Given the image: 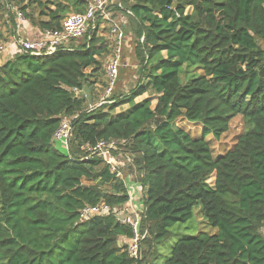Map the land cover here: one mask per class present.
<instances>
[{
	"label": "trees",
	"instance_id": "16d2710c",
	"mask_svg": "<svg viewBox=\"0 0 264 264\" xmlns=\"http://www.w3.org/2000/svg\"><path fill=\"white\" fill-rule=\"evenodd\" d=\"M86 4L0 0V42L16 14L58 31ZM119 4L136 66L127 95L95 107L96 58L106 49L96 29L68 49L0 65V264H155L157 245L196 204L216 234L178 240L162 264H264V0ZM236 117L242 133L214 155L209 138L219 141ZM63 119L71 132L59 152L53 136ZM178 121L200 126V136ZM99 142L133 159L143 187L139 259L128 257L121 240L131 231L113 213L81 218L85 207L128 202L105 159L83 150Z\"/></svg>",
	"mask_w": 264,
	"mask_h": 264
},
{
	"label": "built area",
	"instance_id": "2783aa9c",
	"mask_svg": "<svg viewBox=\"0 0 264 264\" xmlns=\"http://www.w3.org/2000/svg\"><path fill=\"white\" fill-rule=\"evenodd\" d=\"M110 0H87L86 8L82 14H68L58 31H44L43 37L40 40H24L16 38L13 40V44L19 48L20 52L33 57H44L54 54L59 48H64L71 42H74L82 38L88 31L95 30L98 33L105 27L107 28L106 36L111 45L112 52L107 60L105 66L106 86L103 91L100 103L95 107H99L104 104V99L109 97L115 88L116 82L119 76V70L122 66V50L124 40L126 37L124 27L117 20H111V12L108 7ZM97 18H101L103 24L96 27L95 21ZM18 21L24 20L21 15L16 14ZM6 49L4 45L0 44V54ZM75 94H79L74 90ZM70 119H63L58 130L53 136L55 144L61 145L63 150L67 149V142L71 132ZM83 150L88 154V158L91 156L103 157L110 168L111 173L120 179L124 186L125 179L121 173V169L124 164L132 162V158L118 152L113 154L112 151L117 150V146L114 142H99L95 146H84ZM119 155V156H118ZM127 190V187H126ZM143 194V187H141ZM141 194V195H142ZM128 202L124 205L110 209L104 204H99L94 207H85L81 210L80 215L82 220H87L93 216H107L113 213V217L120 224L128 227L131 231V237L128 240L127 255L132 259L140 258V244L144 239V234L141 232V214L142 205L134 203L135 198L132 191L129 193L127 190ZM142 200V196L140 198Z\"/></svg>",
	"mask_w": 264,
	"mask_h": 264
},
{
	"label": "rangeland",
	"instance_id": "374dc122",
	"mask_svg": "<svg viewBox=\"0 0 264 264\" xmlns=\"http://www.w3.org/2000/svg\"><path fill=\"white\" fill-rule=\"evenodd\" d=\"M109 9L110 7H108V10ZM111 20L116 21L115 15L111 16ZM22 21L24 20L18 21L16 19V25L20 24V22ZM102 24L103 23L101 21L100 26ZM90 31L88 29L87 33H89ZM85 36L86 35H84L82 38L75 41L73 44H79L80 42L84 40ZM14 38H17V37H14ZM260 45L264 49V45L262 43H260ZM132 47L133 46L131 45V42H129L128 39H125L121 60L123 63L125 62L126 67L123 70L119 71V76H118V80L116 82L115 88L112 91V93L109 95V97L103 98L104 99L103 105L111 103L110 98L112 96L114 97L120 94L127 95L129 91L134 87L135 81H136L135 79L136 78V66L132 58V52H133ZM2 57H3V54L1 53L0 60L2 59ZM100 82L101 84L104 83V78L102 79V75H101ZM146 97L147 96L144 95L143 97L138 98L136 101L138 102ZM151 99H152V107H153L155 105V96H152ZM126 108H127L126 106H121L117 108L115 111L119 112ZM176 125L177 127H180L184 129L185 131H188L192 137L200 136L201 127L198 125L187 123L185 121L184 122L178 121ZM242 131H243V124H242L241 119L239 117L234 118L229 124L228 131L220 138L219 141H215L211 137L209 138L210 144L213 150V154L218 155V154H223L226 151H228L233 146L237 137L242 133ZM55 149L59 152L63 150L61 148V145L59 144H55ZM130 164L131 163L124 164V168L121 170L123 179H127L125 176L126 175L125 173H130L135 176L134 178H136L135 179L136 181H139L138 173L136 174L134 167H132V165L130 166ZM169 231H170V237L166 240L161 241L157 245V253L159 254V257L155 264H162L165 258L169 256L172 246L175 244V242H177L180 239H184L188 237H195L199 235L216 234V229L212 228L210 224L208 223V221L206 220V218L202 215L200 204H196L193 207L192 217L187 222L182 223V224H176L172 228H170Z\"/></svg>",
	"mask_w": 264,
	"mask_h": 264
},
{
	"label": "crops",
	"instance_id": "0c3cea01",
	"mask_svg": "<svg viewBox=\"0 0 264 264\" xmlns=\"http://www.w3.org/2000/svg\"><path fill=\"white\" fill-rule=\"evenodd\" d=\"M110 2L111 3L109 4V7L112 6V8L109 9V12H112V16L115 15L116 20L122 24V27H124V30H125V33L127 36V37H125V39H128V35H130V34H127L128 31L125 29V25L127 24V17L124 14L118 13V12L113 10V7L115 4L120 6L119 0H110ZM102 23H103V21H102ZM106 32H107V28L105 27L102 31L100 30L97 33V35L99 37H101L103 39V42H104V44H102L101 47L106 46V49L103 51V53L99 57L96 58L102 64V68H103L102 79L104 78L105 84H106L105 66H106L107 60L109 59L111 52H112V48H111V45L107 39ZM14 37H17V38L19 37V38L25 39V40H40L43 37V32H41L37 27L32 26L26 20L20 22V24H17L16 28H15V30H13V32H9V31H6L5 29H3V38L0 42V44L4 45L6 47V49L2 53L3 57L0 60V65L6 61L12 60L16 56V54L21 53L19 48H17L13 44V40L16 39ZM74 42H71L68 45H65L64 48H66V49L70 48ZM124 42H125V40H124ZM121 67L122 68L126 67L125 62L124 63L122 62ZM98 78H99V81L94 86V96H95L94 103H95V106L98 103H100V100H101L102 95H103V90L105 87V86L103 87L102 84H100L101 76ZM62 151H65V150H62ZM130 163H131L130 166L132 165V167H133V159H132V162H130ZM121 173H122V171H121ZM125 174H126L125 176L127 178V179H125V184H126L128 192L130 193L132 191V193H133V196L136 200V201H134V203L137 204L138 206L142 205V200L140 199L142 196L141 195L142 194V190H141L142 185L140 184L141 182L136 181L135 180L136 178H134L135 176L133 174H130V173H125ZM121 241H122V243H126V244L128 243V241H125V239H122Z\"/></svg>",
	"mask_w": 264,
	"mask_h": 264
},
{
	"label": "water",
	"instance_id": "95a60500",
	"mask_svg": "<svg viewBox=\"0 0 264 264\" xmlns=\"http://www.w3.org/2000/svg\"><path fill=\"white\" fill-rule=\"evenodd\" d=\"M93 34H94V30H91L89 32V37L92 36ZM84 89H85V96H86V99L88 101V104L91 105L92 104V100H91L90 93H89V91L86 88H84Z\"/></svg>",
	"mask_w": 264,
	"mask_h": 264
}]
</instances>
